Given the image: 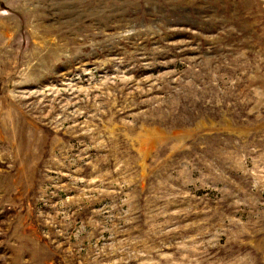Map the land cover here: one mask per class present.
I'll return each mask as SVG.
<instances>
[{
    "label": "rangeland",
    "instance_id": "1",
    "mask_svg": "<svg viewBox=\"0 0 264 264\" xmlns=\"http://www.w3.org/2000/svg\"><path fill=\"white\" fill-rule=\"evenodd\" d=\"M0 264H264V0H0Z\"/></svg>",
    "mask_w": 264,
    "mask_h": 264
}]
</instances>
